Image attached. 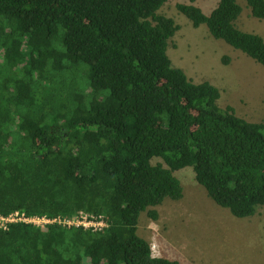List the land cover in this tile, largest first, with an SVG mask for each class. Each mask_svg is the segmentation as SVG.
Wrapping results in <instances>:
<instances>
[{"label": "trees", "instance_id": "16d2710c", "mask_svg": "<svg viewBox=\"0 0 264 264\" xmlns=\"http://www.w3.org/2000/svg\"><path fill=\"white\" fill-rule=\"evenodd\" d=\"M168 1L0 0V213L108 222L0 226V264H182L138 230L144 211L156 220L151 207L183 198L175 171L188 166L235 216L264 206V121L222 108L219 87L174 65ZM197 1L178 9L264 66V37L238 27V0L210 13ZM246 1L264 19V0Z\"/></svg>", "mask_w": 264, "mask_h": 264}, {"label": "rangeland", "instance_id": "374dc122", "mask_svg": "<svg viewBox=\"0 0 264 264\" xmlns=\"http://www.w3.org/2000/svg\"><path fill=\"white\" fill-rule=\"evenodd\" d=\"M218 1L196 3L210 13ZM238 1L243 6L238 27L264 37V19L252 15L246 0ZM184 2L188 0H169L159 11L180 26L168 48L174 65L183 68L195 82L210 81L219 87L222 108L233 106L238 115L250 121H264V66L215 38L207 24L194 26L178 9ZM47 54L43 49V55ZM10 55L12 60H20L17 47ZM129 133H134L133 127ZM153 162L165 164L162 158ZM175 174L184 187L183 198H167L151 207L159 213L156 220L147 211L140 216L138 232L152 243L154 254L182 264H264V206L254 216L237 217L208 194L192 166Z\"/></svg>", "mask_w": 264, "mask_h": 264}, {"label": "built area", "instance_id": "2783aa9c", "mask_svg": "<svg viewBox=\"0 0 264 264\" xmlns=\"http://www.w3.org/2000/svg\"><path fill=\"white\" fill-rule=\"evenodd\" d=\"M24 222L33 223L38 226H45L51 223L62 224L67 227L83 226L94 230H103L108 226L104 215H96L88 212H80L74 217L55 216H30L22 211H15L7 216L0 213V226L4 229L9 228L11 223Z\"/></svg>", "mask_w": 264, "mask_h": 264}]
</instances>
